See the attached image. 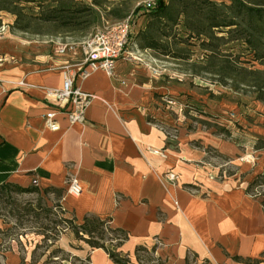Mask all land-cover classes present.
Instances as JSON below:
<instances>
[{"label": "crops", "instance_id": "1", "mask_svg": "<svg viewBox=\"0 0 264 264\" xmlns=\"http://www.w3.org/2000/svg\"><path fill=\"white\" fill-rule=\"evenodd\" d=\"M108 1L92 5L101 23L92 32L108 21L101 12ZM80 58L58 48L0 56V183L28 187L36 179L35 186L59 191L76 221L94 216L125 231L124 253L143 246L160 264H186L190 256L208 264H264V209L246 192L248 180L208 178L203 146L190 144L188 134L170 141L154 114L155 92L172 87L145 67L122 55L111 75L96 69L77 77L75 85L94 95L85 122L70 125L59 114L57 130L45 126L44 88L59 87L65 67L75 70ZM168 171L176 181L162 178ZM70 178L81 187L78 195L66 191ZM98 252L102 264H114L101 248L90 250V264Z\"/></svg>", "mask_w": 264, "mask_h": 264}, {"label": "rangeland", "instance_id": "2", "mask_svg": "<svg viewBox=\"0 0 264 264\" xmlns=\"http://www.w3.org/2000/svg\"><path fill=\"white\" fill-rule=\"evenodd\" d=\"M145 1L109 0V8L101 12L108 21L132 15V31L123 56L145 67L157 82L172 87L155 92L154 116L163 131L174 144H178L180 134H188L190 144L205 148L208 178L248 180L249 184L258 175H264V171L252 175L264 167V143H259L260 138L264 139V94L252 86L256 78L248 74L242 78L239 69L241 65L264 69V60H254L234 26L205 30L203 11L198 12L193 4L185 12H178L175 21L154 24L147 13L136 15L134 11L138 3ZM196 1L201 7L207 1L220 8L230 4V0ZM170 5L175 8L177 4ZM20 7L17 21L14 14L0 12V56L17 53L24 57L42 50L51 53L65 42L89 35L92 27L101 24L96 23L95 12L79 18L80 25L74 29L60 22L37 19L41 10L46 11L45 0L24 1ZM141 15L146 16L139 22ZM198 30L204 32L197 34ZM226 64L231 70L225 69L223 73ZM211 139L220 143V151L210 144ZM32 185L37 189L0 191V264H90L94 242L128 258L131 264H160L151 248L139 246L133 253L120 250L122 235L114 232L109 222L94 223L97 228L89 234H76L61 193ZM252 193L264 201L263 178L256 182ZM260 259L264 261V257ZM94 261L102 264L99 252L94 254ZM186 264L208 263L190 256Z\"/></svg>", "mask_w": 264, "mask_h": 264}, {"label": "trees", "instance_id": "3", "mask_svg": "<svg viewBox=\"0 0 264 264\" xmlns=\"http://www.w3.org/2000/svg\"><path fill=\"white\" fill-rule=\"evenodd\" d=\"M24 1L29 2L33 0H0V12L8 11L14 14L16 16L15 21H17L22 10L20 4ZM45 1L47 3L46 11L41 10L36 16L37 19L45 22H60V24L67 26L70 29H74L80 25L79 18H82L84 14H92L95 12L92 5L102 6L106 0H89V3H82L76 0ZM173 2L177 4L175 8L170 5ZM192 4L198 12L203 11V18L207 21L206 26H204L205 30L207 29L210 31L213 28H231L234 26L237 28L236 31L239 34V38L241 37L243 39L246 47L251 53H253L254 60H264V0H230V4L226 8H220L212 1H207V5H205V7H201L202 4L196 0H168V2L165 0H155L154 5L147 10L144 9L145 11L143 12L147 13L150 20L153 21L152 23H165V21L162 20L175 21L176 14H178V12H185L189 7L192 8ZM142 8V5H138L134 11L137 12ZM22 28H26V26H23ZM196 32L197 34H202L204 31L198 30ZM211 35L208 36L210 37ZM217 38L222 37L218 36ZM147 44L151 45V43ZM210 46L211 45L208 43L207 47ZM210 52L213 54L214 49H210ZM225 69L231 70L229 64H226L223 73L225 72ZM239 69L242 72V78H245V75L247 74L255 77L256 80L253 81L252 86L255 87L257 91L264 94V69H249L243 65H241ZM259 143L263 144L264 139L260 138ZM261 147H263V145H257V148ZM259 178L264 179V175H258L247 185L246 192L248 194L255 196V194L252 193V189ZM6 189H14L18 192H27L33 191L37 188L33 186L22 187L10 182L0 183V191H4ZM260 203L264 209V201H260ZM69 220L72 223L76 234L79 232L89 234L93 231V229L97 228L94 223L102 224L103 222H108L107 219H100L94 216H86L81 222L76 221L74 217ZM112 230L122 235L123 242L127 239L128 236L125 231L119 228H112ZM87 240L85 239L86 242H89ZM91 246L93 248L103 249L114 264H131L128 258L121 257L115 251L106 250L102 244L94 242ZM263 257L264 255H262V258Z\"/></svg>", "mask_w": 264, "mask_h": 264}, {"label": "built area", "instance_id": "4", "mask_svg": "<svg viewBox=\"0 0 264 264\" xmlns=\"http://www.w3.org/2000/svg\"><path fill=\"white\" fill-rule=\"evenodd\" d=\"M154 1L146 0L138 5H142V9L147 10L154 5ZM132 25V15H127L120 20L105 21L85 38L67 42L58 47L60 53L68 52L72 56L80 54L81 58L75 70L68 66L65 67L59 87L44 88V97L50 105L43 114L44 123L48 129L57 130L59 128L56 118L59 114L64 115L70 125L85 122V112L94 95L75 85V79L77 77L84 79L96 69H102L111 75L116 60L125 52ZM153 152L163 155L161 151L153 150ZM162 178L174 182L178 175L168 171L162 175ZM32 184H37V180L33 179ZM66 191L72 195L80 193L81 187L75 178L67 181Z\"/></svg>", "mask_w": 264, "mask_h": 264}]
</instances>
